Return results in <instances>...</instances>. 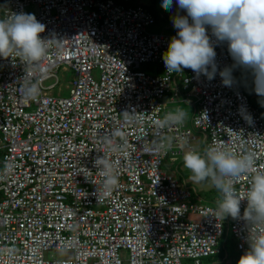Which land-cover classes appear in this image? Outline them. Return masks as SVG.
I'll return each instance as SVG.
<instances>
[{
  "label": "built area",
  "instance_id": "1",
  "mask_svg": "<svg viewBox=\"0 0 264 264\" xmlns=\"http://www.w3.org/2000/svg\"><path fill=\"white\" fill-rule=\"evenodd\" d=\"M0 3V19L34 14L45 25L41 38L51 40L37 68L0 58V264H203L220 255L225 226L237 251L248 250L257 227L242 218L217 221L216 207L194 201L162 164L182 157L198 133L205 148L255 153V171L264 172V119L244 90L254 86L250 74L233 68L230 88L219 71L210 81L191 69L168 74L162 55L176 34L149 33L156 18L138 1ZM215 52L218 70L233 67L226 42ZM143 65L155 67L146 73ZM67 69L74 75L69 96L51 95L58 71ZM26 79L39 81L34 101L21 96ZM169 93L170 104L194 99L190 126L158 127ZM125 111L134 119L126 121ZM117 128L125 137L114 138L122 150L112 152L104 140ZM102 155L119 177L110 195L93 164ZM250 178L235 182L242 198ZM52 251L68 255L46 259Z\"/></svg>",
  "mask_w": 264,
  "mask_h": 264
},
{
  "label": "clouds",
  "instance_id": "2",
  "mask_svg": "<svg viewBox=\"0 0 264 264\" xmlns=\"http://www.w3.org/2000/svg\"><path fill=\"white\" fill-rule=\"evenodd\" d=\"M176 5L186 15L177 14L172 18L177 32L162 55L166 72L179 74L183 69H191L197 77L204 76L210 81L219 71L223 86L230 88L234 83L233 68H239L251 75L256 95L264 97V0H176ZM161 6L171 11L173 0H162ZM209 28L215 43L209 36ZM44 31L45 25L31 13L21 12L0 19V58L14 57L25 67H39L51 41L41 38ZM225 42L234 65L218 70L215 46ZM20 91L25 101L36 100L40 95L39 81L24 80ZM121 114L126 121L134 119L132 112ZM186 117L187 113L177 108L174 113L166 114L158 127L183 125ZM245 120L252 123L250 115ZM123 137L125 132L117 128L105 137L104 143L110 151H120L122 147L114 138ZM164 147L160 144L157 150ZM255 159L253 152L237 155L218 145H210L202 152L190 150L183 156V165L191 173L189 180L207 183L220 194L215 211L217 221L242 218L250 228L257 227L250 231L248 250L237 264H264V172L255 171ZM93 164L102 178L104 193L110 195L119 183L112 160L102 155ZM246 174H251V178L247 194L242 198L235 182ZM242 200L247 202L243 217ZM12 251L9 250V255Z\"/></svg>",
  "mask_w": 264,
  "mask_h": 264
},
{
  "label": "rangeland",
  "instance_id": "3",
  "mask_svg": "<svg viewBox=\"0 0 264 264\" xmlns=\"http://www.w3.org/2000/svg\"><path fill=\"white\" fill-rule=\"evenodd\" d=\"M139 2L143 5H148L151 9V12L154 14L156 18V23L155 25L151 26L148 28V32L152 34H159V33H164L167 35H175L176 34V29L173 27L172 24V18L179 14L182 15L183 10H180L177 5H176V0H173V7L171 11L165 10L161 5L162 2H159V0H131V3ZM1 4V3H0ZM163 14L165 16V19L162 21L160 20L159 15ZM168 28V29H167ZM155 66H150V65H143L141 67L142 71L149 73L150 69H153ZM97 76V74H94ZM57 78H58V84L55 86L53 90L50 91V94L53 96H61L64 98H67L69 96V90L71 89L72 86V81L74 80V75L73 72L69 69L67 70H59L57 73ZM241 82L243 81V78H240ZM55 83L54 80H50L44 83L45 87H49ZM177 86L181 87V84L179 81H177ZM254 87L252 88H246L244 86L245 93L247 97L249 98L250 101H253L254 107L257 108L258 110L260 109L263 114H264V106H262V102H264V97H259L256 95L254 91ZM173 96V93H169L165 95L163 98V103L167 104L165 106V111L174 113L177 108L183 109L187 113V117L184 121L183 124L186 126L191 125V117L193 115L194 108L196 105L193 106L194 99H190V105L184 104L182 102H176L174 104H170V99ZM195 137L197 139L196 142L191 144V147L194 148V150L197 151H203L204 144H203V137L196 133ZM188 146L185 147L184 153L189 151ZM183 163V162H182ZM181 161L179 163H176L174 166L168 162V159L166 158L163 160L162 164V170L167 172V173H173L176 175L175 172V166H180V171H182L181 168ZM184 176H190L191 173L189 170L186 169V172L183 174ZM196 192L190 189V191L193 194L194 201H203L201 199L206 198V203L213 205L217 207V201L220 199V194L217 192L215 188L211 187H202L199 184L195 183ZM219 247L221 250L220 255L211 257L208 259H205L202 261L203 264H237L238 259L242 255L240 252L237 251L236 249V240L232 237L231 233H229V230H227V226H225L223 236L219 239ZM68 254L65 252L61 251H52L49 252L45 255V258L48 260H61L65 258ZM183 264H188L186 260L182 261Z\"/></svg>",
  "mask_w": 264,
  "mask_h": 264
},
{
  "label": "crops",
  "instance_id": "4",
  "mask_svg": "<svg viewBox=\"0 0 264 264\" xmlns=\"http://www.w3.org/2000/svg\"><path fill=\"white\" fill-rule=\"evenodd\" d=\"M141 4V3H140ZM142 6H144L148 11L151 12V9H149L150 7L148 5H143L141 4ZM152 13V12H151ZM152 15L154 16V14L152 13ZM155 17V16H154ZM164 19H165V16H164ZM168 29V28H167ZM170 99V98H169ZM172 105V104H171ZM187 105H190V104H187ZM194 106V105H193ZM170 113V112H169ZM191 120V119H190ZM203 140V139H202ZM197 141V140H196ZM195 141V142H196ZM204 144V143H203ZM204 148L203 150L205 149V144L203 145ZM188 148V147H187ZM190 148H191V145H189V151H190ZM194 150V148L192 149ZM185 153H183V156H184ZM183 156L180 157L178 160H176L175 162H171L168 160V162H170V164L172 166H174L176 163H179L181 161V163L183 162ZM181 168H182V171H180V166H175V172H176V175L173 174V173H167L169 175H172L176 180H178V182L181 184V185H184L186 186L187 188L189 189H192L193 191L196 192V188L194 187L195 186V183H192L190 180H189V177L190 176H184V172H186V168L184 167L183 163L181 164ZM200 186L202 187V189H204V187H208V184L207 183H200ZM203 201L206 200V198H203L202 199ZM206 203V201H204Z\"/></svg>",
  "mask_w": 264,
  "mask_h": 264
},
{
  "label": "trees",
  "instance_id": "5",
  "mask_svg": "<svg viewBox=\"0 0 264 264\" xmlns=\"http://www.w3.org/2000/svg\"><path fill=\"white\" fill-rule=\"evenodd\" d=\"M250 103H251V105L254 107L253 101H250ZM259 111H260V114H261L262 118L264 119V114H263V112H262L260 109H259Z\"/></svg>",
  "mask_w": 264,
  "mask_h": 264
}]
</instances>
